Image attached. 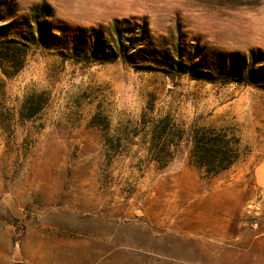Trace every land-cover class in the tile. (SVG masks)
<instances>
[{
	"label": "rangeland",
	"instance_id": "obj_1",
	"mask_svg": "<svg viewBox=\"0 0 264 264\" xmlns=\"http://www.w3.org/2000/svg\"><path fill=\"white\" fill-rule=\"evenodd\" d=\"M5 1L8 36L37 4L56 27L0 69V264H264V0ZM116 20L195 49L200 77L101 61ZM251 55L252 81L207 79ZM192 127L236 141V161L197 168Z\"/></svg>",
	"mask_w": 264,
	"mask_h": 264
},
{
	"label": "trees",
	"instance_id": "obj_2",
	"mask_svg": "<svg viewBox=\"0 0 264 264\" xmlns=\"http://www.w3.org/2000/svg\"><path fill=\"white\" fill-rule=\"evenodd\" d=\"M16 16L13 9L6 3L5 0H0V17ZM52 14L50 7L44 5L32 6L27 16H17L18 19L9 26L21 27L16 28L14 38L8 36L9 30L0 32H6V36L0 34V69L2 73L8 75L5 72L4 64L8 67L15 66L20 56H24L28 51V44H39L42 41V37H48L49 32H53L55 25L51 22H47L48 17ZM134 25V26H133ZM131 24L125 20H116L108 29L106 40L109 41L103 46L102 50L96 54L101 61L120 59L125 63L131 64L136 69H153L152 66L158 69L164 70L166 73L171 74L176 71L177 73H189L195 78H199V74H193V70L186 65V60L192 59V53L195 49L185 50L186 54H182L176 47H172L171 50H165L164 45H155L152 48H148V30L146 25ZM18 37V38H16ZM97 36H91L88 49L81 50L83 57L90 58L95 55L93 47L97 42ZM101 44V42H100ZM77 56H80L78 54ZM152 63V64H150ZM244 64V70L225 68L220 66L209 64L207 67L208 78L214 80L215 77L221 80L239 79L242 77L243 72L246 70V80L252 81L255 76V67L253 64V55L242 60ZM22 62L18 64L20 67ZM224 77V78H223ZM239 77V78H238ZM37 110L30 111V115ZM159 122L164 123L163 126L153 125L154 132L157 129L163 128V132H167V122L165 119H161ZM157 138L159 148L164 152L166 148L170 147L165 135L159 134L154 137ZM191 149L190 160L199 169L204 170L206 173L216 175L222 170L227 169L237 159V150L235 148L236 141H232L226 134L216 131L212 128H194L190 129ZM156 149V151L159 150Z\"/></svg>",
	"mask_w": 264,
	"mask_h": 264
}]
</instances>
